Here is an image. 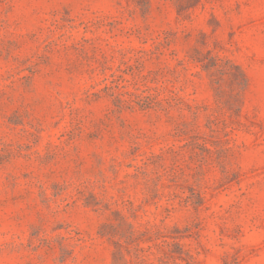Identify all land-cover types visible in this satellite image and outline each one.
Listing matches in <instances>:
<instances>
[{
    "label": "rangeland",
    "instance_id": "obj_1",
    "mask_svg": "<svg viewBox=\"0 0 264 264\" xmlns=\"http://www.w3.org/2000/svg\"><path fill=\"white\" fill-rule=\"evenodd\" d=\"M0 264H264V0H0Z\"/></svg>",
    "mask_w": 264,
    "mask_h": 264
}]
</instances>
